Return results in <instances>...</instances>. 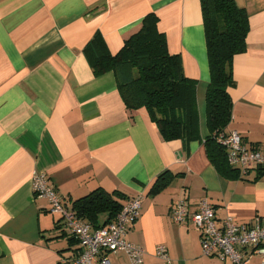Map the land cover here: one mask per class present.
I'll return each mask as SVG.
<instances>
[{
    "label": "crops",
    "instance_id": "obj_1",
    "mask_svg": "<svg viewBox=\"0 0 264 264\" xmlns=\"http://www.w3.org/2000/svg\"><path fill=\"white\" fill-rule=\"evenodd\" d=\"M235 1L250 28L246 49L233 58L228 129L264 153V0ZM149 13L197 82L195 138L164 139L146 108L126 107L115 72L95 74L85 55L97 33L117 53ZM209 82L201 0H0V264H64L80 249L49 200L36 196V173L47 174L69 208L98 187L121 192L124 204L142 195L140 217L126 236L145 248L141 264H164L160 245L172 264H231L203 254L191 219L179 224L172 217L178 201L191 215L206 199L218 219L264 224V166L231 178L208 156ZM165 171L175 176L151 192ZM108 257L130 264L124 251Z\"/></svg>",
    "mask_w": 264,
    "mask_h": 264
},
{
    "label": "trees",
    "instance_id": "obj_2",
    "mask_svg": "<svg viewBox=\"0 0 264 264\" xmlns=\"http://www.w3.org/2000/svg\"><path fill=\"white\" fill-rule=\"evenodd\" d=\"M210 66V82L206 94L209 135L205 140L210 160L218 171L238 178L240 170L229 164L226 150L219 141L232 119L233 100L229 88L234 85L233 58L247 47L249 15L235 0H201ZM159 17L147 14L141 27L112 54L103 37L97 33L85 46L95 74L113 70L119 92L130 110L146 108L158 125L164 139L195 138L198 110L196 80L188 78L179 54H171L167 39L158 29ZM175 174L161 173L151 192L164 189ZM124 196L98 187L76 199L73 209L95 228L113 221L122 210ZM106 214L104 222L100 216Z\"/></svg>",
    "mask_w": 264,
    "mask_h": 264
},
{
    "label": "built area",
    "instance_id": "obj_3",
    "mask_svg": "<svg viewBox=\"0 0 264 264\" xmlns=\"http://www.w3.org/2000/svg\"><path fill=\"white\" fill-rule=\"evenodd\" d=\"M219 141L226 150L229 164L238 168L241 176L264 166V153L244 144L237 130L222 133ZM33 189L36 196L49 200L50 210L60 214L62 225L80 244L77 255L63 258L64 264H111L108 254L119 251L129 256L130 264L143 262L145 248L126 237L140 217L142 195L125 203L113 221L95 228L63 203L46 173L33 176ZM172 217L179 224L191 219L193 226L200 232L204 255L229 258L231 264H264V224L259 219L249 223H239L232 216L218 219L215 207L206 199L191 215L186 201H178L172 209ZM156 254L164 264H172L165 245L158 246ZM255 256L260 261H254Z\"/></svg>",
    "mask_w": 264,
    "mask_h": 264
}]
</instances>
